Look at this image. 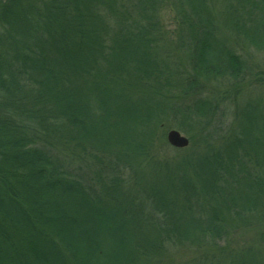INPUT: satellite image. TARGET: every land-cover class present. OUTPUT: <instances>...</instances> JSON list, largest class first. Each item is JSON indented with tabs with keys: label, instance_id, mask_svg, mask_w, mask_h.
<instances>
[{
	"label": "trees",
	"instance_id": "trees-1",
	"mask_svg": "<svg viewBox=\"0 0 264 264\" xmlns=\"http://www.w3.org/2000/svg\"><path fill=\"white\" fill-rule=\"evenodd\" d=\"M238 43L264 52V0H0V264H165L176 246L206 262L264 241V99L225 130L217 98L195 95L246 73ZM170 124L190 146H170ZM148 170L174 201L133 192ZM252 227L254 244L222 247Z\"/></svg>",
	"mask_w": 264,
	"mask_h": 264
},
{
	"label": "rangeland",
	"instance_id": "rangeland-1",
	"mask_svg": "<svg viewBox=\"0 0 264 264\" xmlns=\"http://www.w3.org/2000/svg\"><path fill=\"white\" fill-rule=\"evenodd\" d=\"M161 19L164 24L163 33H165L166 40L171 42L178 34L174 9L170 6H165L161 11ZM232 42L235 43L234 41ZM165 50L166 48H162V51ZM236 50L238 54L247 62L248 68L246 73L236 81H228L226 78L218 83H206L201 86V93L195 94L198 96H215L217 98L215 103L217 105L218 115L215 120V125L223 129L226 128L225 130L230 127L229 125L233 119V114L242 103L244 104L248 101L249 103H252L251 105H255L256 101L260 99L259 106L262 108L263 105H261V100L264 99V52L243 43L236 44ZM178 55L182 57L181 53ZM168 61L170 68H177L178 64L176 65L174 63L175 59H168ZM179 61L180 60H177L176 62L178 63ZM179 67L181 68V65ZM186 102L191 103V99H186ZM172 125L173 124H170L167 129L175 128L172 127ZM181 132L188 136L185 132ZM188 137L190 139V136ZM193 137L197 139L198 133L193 135ZM171 150L173 151H170L169 154L172 156H178L181 154L178 153L177 150ZM131 181L132 185H134V188L132 189L133 192L138 194L140 198H143V196L147 194V190L151 192L157 183L158 187H163L162 190L166 191L165 193L167 194V197H169L170 201L175 200V194L169 185L170 178L168 175L158 174L154 173L152 170H148L139 173L136 176H132ZM159 182H163V186ZM170 205L171 206H169L167 210L169 217L166 224L168 223V226L171 228L178 229L180 228L179 223L175 222L178 221L182 223L184 221L183 215L188 207L181 198L176 199V205ZM170 217L171 219H169ZM157 220L161 221L162 219L161 217H157ZM261 231V229L259 230L258 228L253 227L251 229L248 228L247 230H241L240 232L232 234V236L227 240L228 242L222 244V247H225L228 250L248 247L258 240ZM153 234H155V232H153ZM261 248H264V241H258L255 248H252V251H238L231 254H218L216 258H209L205 262V250L200 251L183 246H176L172 247L168 252L167 256L169 258L165 259V264H237L241 261L245 262V260L247 264H249L251 260L257 261L253 253L257 251L256 249L262 251ZM257 257L259 259L258 255Z\"/></svg>",
	"mask_w": 264,
	"mask_h": 264
},
{
	"label": "water",
	"instance_id": "water-1",
	"mask_svg": "<svg viewBox=\"0 0 264 264\" xmlns=\"http://www.w3.org/2000/svg\"><path fill=\"white\" fill-rule=\"evenodd\" d=\"M168 143L175 148H186L190 145V139L176 128L169 129L166 134Z\"/></svg>",
	"mask_w": 264,
	"mask_h": 264
}]
</instances>
